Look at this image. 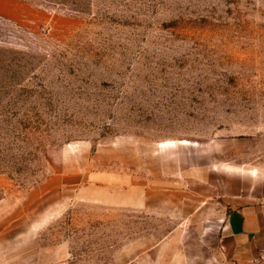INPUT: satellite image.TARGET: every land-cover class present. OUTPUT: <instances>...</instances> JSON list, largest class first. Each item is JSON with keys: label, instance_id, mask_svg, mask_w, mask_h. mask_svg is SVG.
<instances>
[{"label": "rangeland", "instance_id": "374dc122", "mask_svg": "<svg viewBox=\"0 0 264 264\" xmlns=\"http://www.w3.org/2000/svg\"><path fill=\"white\" fill-rule=\"evenodd\" d=\"M264 201V0H0V264H236Z\"/></svg>", "mask_w": 264, "mask_h": 264}, {"label": "crops", "instance_id": "0c3cea01", "mask_svg": "<svg viewBox=\"0 0 264 264\" xmlns=\"http://www.w3.org/2000/svg\"><path fill=\"white\" fill-rule=\"evenodd\" d=\"M224 253L236 264H264V201L233 208L226 216Z\"/></svg>", "mask_w": 264, "mask_h": 264}]
</instances>
